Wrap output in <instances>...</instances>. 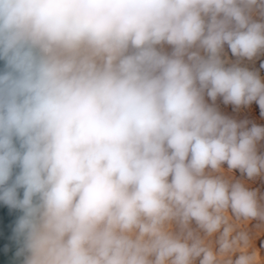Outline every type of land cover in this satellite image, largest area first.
Segmentation results:
<instances>
[{
  "label": "clouds",
  "instance_id": "9594fccd",
  "mask_svg": "<svg viewBox=\"0 0 264 264\" xmlns=\"http://www.w3.org/2000/svg\"><path fill=\"white\" fill-rule=\"evenodd\" d=\"M261 54L264 0H0V202L23 264H264V197L232 176L264 174V126L215 106L264 116L241 66Z\"/></svg>",
  "mask_w": 264,
  "mask_h": 264
},
{
  "label": "rangeland",
  "instance_id": "374dc122",
  "mask_svg": "<svg viewBox=\"0 0 264 264\" xmlns=\"http://www.w3.org/2000/svg\"><path fill=\"white\" fill-rule=\"evenodd\" d=\"M256 20H261L262 18L257 13L253 17ZM166 51H171L170 47L166 46ZM225 53H226V59L228 60V64L236 62V58L232 56L230 50L225 46ZM262 63H264V54H261L254 58L253 60L249 61L247 59L243 60L241 62V66L247 67L251 71H255L259 74L262 82H264V67H261ZM207 99V98H206ZM209 104L212 103V101L209 99L207 100ZM215 106L218 108V110L225 116L235 119L237 121H248L249 126L252 124H256L259 126H264V116L261 115V110L255 102H253L249 106H241L240 108H236L235 106L228 104L225 105L223 103L222 98H217L215 102ZM258 154H264V140L260 141L258 143ZM227 167L226 165L224 166ZM234 179L242 180L246 183V185L252 189L256 190L258 193V196L264 197V174L261 176H258L252 180H248L246 176L242 175L238 170H235L232 174ZM261 203H264V200L261 201ZM257 221H253L250 224L247 225V229L252 233L253 237V246L256 248H259V244L262 241V244H264V230H260L255 228V225L257 224Z\"/></svg>",
  "mask_w": 264,
  "mask_h": 264
},
{
  "label": "water",
  "instance_id": "95a60500",
  "mask_svg": "<svg viewBox=\"0 0 264 264\" xmlns=\"http://www.w3.org/2000/svg\"><path fill=\"white\" fill-rule=\"evenodd\" d=\"M3 62L0 61V68ZM22 196V190H20ZM22 213L17 209H10L0 202V264H23V256L17 252L21 247L15 236L16 221Z\"/></svg>",
  "mask_w": 264,
  "mask_h": 264
},
{
  "label": "bare ground",
  "instance_id": "6f19581e",
  "mask_svg": "<svg viewBox=\"0 0 264 264\" xmlns=\"http://www.w3.org/2000/svg\"><path fill=\"white\" fill-rule=\"evenodd\" d=\"M258 247L259 248H257V249L259 250L261 256L264 257V244H262V241L260 242ZM255 248H256V246H255ZM197 264H198V262H197Z\"/></svg>",
  "mask_w": 264,
  "mask_h": 264
}]
</instances>
